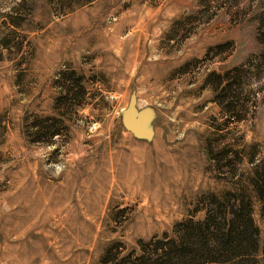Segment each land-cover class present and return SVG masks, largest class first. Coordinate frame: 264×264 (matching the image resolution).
<instances>
[{
  "label": "rangeland",
  "instance_id": "374dc122",
  "mask_svg": "<svg viewBox=\"0 0 264 264\" xmlns=\"http://www.w3.org/2000/svg\"><path fill=\"white\" fill-rule=\"evenodd\" d=\"M263 162L264 0H0V264H178L241 191L260 263Z\"/></svg>",
  "mask_w": 264,
  "mask_h": 264
},
{
  "label": "trees",
  "instance_id": "16d2710c",
  "mask_svg": "<svg viewBox=\"0 0 264 264\" xmlns=\"http://www.w3.org/2000/svg\"><path fill=\"white\" fill-rule=\"evenodd\" d=\"M251 185L264 217V162L255 171ZM234 195L227 216L225 210H218L220 214L207 215L193 229L186 230L172 254L166 256L167 261L182 264L198 259L212 264H264V239L260 263L253 257L258 228L251 216L250 196L244 191Z\"/></svg>",
  "mask_w": 264,
  "mask_h": 264
},
{
  "label": "water",
  "instance_id": "95a60500",
  "mask_svg": "<svg viewBox=\"0 0 264 264\" xmlns=\"http://www.w3.org/2000/svg\"><path fill=\"white\" fill-rule=\"evenodd\" d=\"M123 123L130 128H135L137 127V124L135 123V120L130 112L125 111L122 116Z\"/></svg>",
  "mask_w": 264,
  "mask_h": 264
},
{
  "label": "clouds",
  "instance_id": "9594fccd",
  "mask_svg": "<svg viewBox=\"0 0 264 264\" xmlns=\"http://www.w3.org/2000/svg\"><path fill=\"white\" fill-rule=\"evenodd\" d=\"M59 172H60V169L58 168L56 174L59 175Z\"/></svg>",
  "mask_w": 264,
  "mask_h": 264
},
{
  "label": "bare ground",
  "instance_id": "6f19581e",
  "mask_svg": "<svg viewBox=\"0 0 264 264\" xmlns=\"http://www.w3.org/2000/svg\"><path fill=\"white\" fill-rule=\"evenodd\" d=\"M115 168V167H114ZM150 221V220H149ZM150 224V223H149ZM143 227V226H142ZM142 227H141V229H142ZM147 229V228H146ZM140 230V229H139Z\"/></svg>",
  "mask_w": 264,
  "mask_h": 264
}]
</instances>
